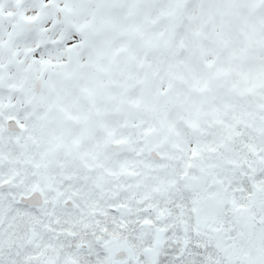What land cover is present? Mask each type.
<instances>
[{
    "label": "snow or ice",
    "instance_id": "snow-or-ice-1",
    "mask_svg": "<svg viewBox=\"0 0 264 264\" xmlns=\"http://www.w3.org/2000/svg\"><path fill=\"white\" fill-rule=\"evenodd\" d=\"M0 264H264V0H0Z\"/></svg>",
    "mask_w": 264,
    "mask_h": 264
}]
</instances>
